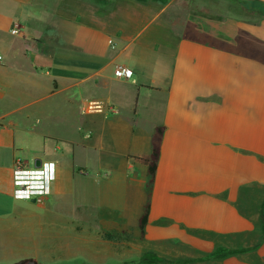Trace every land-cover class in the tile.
Here are the masks:
<instances>
[{
  "label": "crops",
  "instance_id": "crops-1",
  "mask_svg": "<svg viewBox=\"0 0 264 264\" xmlns=\"http://www.w3.org/2000/svg\"><path fill=\"white\" fill-rule=\"evenodd\" d=\"M197 1L0 0V201L16 216L0 219V261L264 264V0ZM158 127L150 184L138 159ZM81 149L111 164L91 175ZM37 159L55 178L44 203H20L14 169ZM41 225L58 234L38 252Z\"/></svg>",
  "mask_w": 264,
  "mask_h": 264
},
{
  "label": "rangeland",
  "instance_id": "rangeland-1",
  "mask_svg": "<svg viewBox=\"0 0 264 264\" xmlns=\"http://www.w3.org/2000/svg\"><path fill=\"white\" fill-rule=\"evenodd\" d=\"M157 1H163V2H167V3H169V2H171L172 0H157ZM230 1H232V0H230ZM101 2H102V4H104V5H110L111 3H112V0H101ZM186 2H189V0H186ZM198 1L197 0H191V3L193 4V5H197L198 3H197ZM233 2V1H232ZM234 3V2H233ZM234 6H235V3L233 4ZM234 6H232V7H229V9H230V12H233V13H236L237 11H236V8L234 7ZM189 7V6H188ZM186 8V7H185ZM254 8V7H253ZM244 13V15H248V16H253V14H251V11H250V9L248 8V10L246 11V12H243ZM255 13H257L256 15H254L255 17L256 16H263L264 15V10H261L259 13L258 12H256L255 11ZM206 14H210V10L206 13ZM261 14V15H260ZM216 15V14H215ZM213 19H216V18H213ZM21 34H22V32L20 33V35H18V36H13V37H20L21 36ZM13 119L15 118V117H12ZM63 135L64 136H66V137H68V139L70 140V141H80L81 139H83V136H82V134L81 133H79L75 128H73V127H69L67 130L64 128L63 129ZM82 150V149H81ZM103 151H98V150H95L94 151V149H91V150H86V151H83L82 150V152L78 155L79 156V158L81 159V162L82 163H84V164H86V165H88V166H90V167H92V168H90L91 169V171H90V174L92 175V172L94 171H97V170H99L100 169V167L102 168V167H107V166H109L110 164H111V160H109V158H107L106 156H107V154H104V153H102ZM101 156V157H100ZM81 173V172H80ZM83 173V172H82ZM54 178H55V175H54ZM53 178V179H54ZM52 179V180H53ZM88 179V178H87ZM90 179H91V177H90ZM86 181V183H85V188L87 187V188H92V183H91V181H89V180H85ZM73 190H77L78 189V187H80L79 185H78V187H77V183H76V181L74 180L73 181ZM77 188V189H76ZM14 198L16 199V200H18V201H20V203H23V202H28V203H31L32 201H33V199H31V200H21V199H17L15 196H14ZM46 198L47 197H45V200H46ZM70 199H71V194H70ZM44 200V201H45ZM44 201L42 202V203H44ZM2 204H4L5 205V207L6 208H0V219H13L14 217H16L15 215H14V210H13V205H14V202L13 201H6V203H3L2 201H0ZM36 202V201H35ZM39 203V202H38ZM37 216H36V219H38V220H43V219H45L44 217H45V215H44V210H38L37 211V214H36ZM44 221V220H43ZM58 232V230H56V227H48V226H46V225H41V226H38L37 227V232H36V234L34 235V239H35V242H32V243H26V244H28L29 246H33V247H37V249H38V252H41V250L43 249V244H44V240H45V237L48 235V237H50L51 235H56V234H58L57 233ZM69 234H70V236H73V235H75L74 233H70L69 231H68V236H69ZM73 234V235H72ZM48 240V243L49 244H52L53 242L50 240V239H47ZM16 241H12L11 242V240L10 239H6L5 241H4V244H6V245H10V246H12V244H14ZM17 244H20L21 245V243L20 242H18ZM9 250V249H8ZM14 251H15V253H24V252H27V251H25V249H23V251H20L19 249H17L16 248V250L14 249ZM23 258L22 257H20V256H15V257H13V256H9V255H7L6 257H5V259H3L2 261H0V264H16V263H18L19 261H21ZM151 259V257H148L147 258V260H150ZM142 263V262H141ZM140 264V263H139Z\"/></svg>",
  "mask_w": 264,
  "mask_h": 264
},
{
  "label": "built area",
  "instance_id": "built-area-1",
  "mask_svg": "<svg viewBox=\"0 0 264 264\" xmlns=\"http://www.w3.org/2000/svg\"><path fill=\"white\" fill-rule=\"evenodd\" d=\"M21 33V27L15 25L11 30L13 36ZM118 79L130 80L133 77V71L126 67H118L115 71ZM99 104L92 105L91 110H101ZM35 167V165H34ZM54 177V171L51 166L43 165L42 167L30 170L20 161L14 169V196L21 200H35L42 203L47 197L49 190L48 185Z\"/></svg>",
  "mask_w": 264,
  "mask_h": 264
},
{
  "label": "trees",
  "instance_id": "trees-1",
  "mask_svg": "<svg viewBox=\"0 0 264 264\" xmlns=\"http://www.w3.org/2000/svg\"><path fill=\"white\" fill-rule=\"evenodd\" d=\"M252 5L254 6L255 9L258 8L260 10H264V6H261V5L256 6V3H253ZM164 133H165V128L164 127H158L155 130V133H154L153 138H152V153H151V155L149 157L138 159L139 162H141L145 166H147L148 176L150 178V184L153 183L157 164H158L159 159H160V151H161V145H162ZM149 212H150V205L147 204L144 207L143 214L139 220V230H140L141 239H144V237H145V230H146V226L148 223Z\"/></svg>",
  "mask_w": 264,
  "mask_h": 264
},
{
  "label": "water",
  "instance_id": "water-1",
  "mask_svg": "<svg viewBox=\"0 0 264 264\" xmlns=\"http://www.w3.org/2000/svg\"><path fill=\"white\" fill-rule=\"evenodd\" d=\"M35 168H37V169H39V168H41L42 167V161L40 160V159H37L36 161H35ZM33 202H35V200H33ZM36 264V263H35Z\"/></svg>",
  "mask_w": 264,
  "mask_h": 264
},
{
  "label": "clouds",
  "instance_id": "clouds-1",
  "mask_svg": "<svg viewBox=\"0 0 264 264\" xmlns=\"http://www.w3.org/2000/svg\"><path fill=\"white\" fill-rule=\"evenodd\" d=\"M54 178V177H53Z\"/></svg>",
  "mask_w": 264,
  "mask_h": 264
}]
</instances>
